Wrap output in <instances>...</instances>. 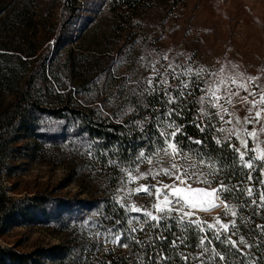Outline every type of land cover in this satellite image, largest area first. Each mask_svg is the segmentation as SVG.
I'll return each instance as SVG.
<instances>
[{
  "label": "rangeland",
  "instance_id": "rangeland-1",
  "mask_svg": "<svg viewBox=\"0 0 264 264\" xmlns=\"http://www.w3.org/2000/svg\"><path fill=\"white\" fill-rule=\"evenodd\" d=\"M64 2L0 0V248L38 258L65 246L67 264H176L163 255L168 259L145 258L141 251L168 229L144 222V210L157 215L151 207L154 197L126 194L137 186L172 182L162 174L127 177L129 171L136 176L137 168L146 172L166 166L169 158L160 151L166 145L159 132L171 129L158 125L157 116L174 120L186 133L175 138L180 149L175 162L207 174L210 185L192 186L218 188L217 181H223L232 189L217 192L220 204L214 210L200 202L201 207L186 209L194 212L199 227L168 220L173 240L181 237L195 250L183 249L178 264H201L196 245L199 237H206V243L210 232L230 236L239 246V197L246 194L250 204L264 207V160L249 159L264 156V134L258 142L242 136L248 141L245 147L228 130L243 124L259 131L264 124V113L260 124L244 122L255 110L249 113L251 105L243 100H252L250 93L264 86V0H144L134 7L128 0H72L63 15ZM150 62L159 76L146 67ZM148 78L151 86L137 83ZM165 78L167 83H160ZM165 90L175 102L166 103ZM213 93L220 99L210 103ZM16 102L20 104L13 112ZM33 102L60 111H42ZM166 109L180 114L166 117ZM81 111L95 117L96 128L105 126L115 137L107 140L102 131L95 135L86 130L92 124ZM111 123L119 125L113 133ZM233 148L244 153L252 169L242 168L238 160L232 163ZM141 151L152 163L137 158ZM130 204L142 210L127 211ZM131 228L137 231L129 233ZM117 235L120 243L114 242ZM176 244L183 245L179 239ZM0 264L11 263L0 259Z\"/></svg>",
  "mask_w": 264,
  "mask_h": 264
},
{
  "label": "snow or ice",
  "instance_id": "snow-or-ice-1",
  "mask_svg": "<svg viewBox=\"0 0 264 264\" xmlns=\"http://www.w3.org/2000/svg\"><path fill=\"white\" fill-rule=\"evenodd\" d=\"M167 59V57H165ZM147 68H152L153 71L156 72V75L159 76L160 73L158 70L154 68V65L150 62L148 65H146ZM169 68H171V65H169ZM185 72L190 73L191 69H186ZM172 75L175 77L176 73L173 69ZM258 77H248L247 80L251 81H257ZM138 84L144 83L148 86H151L153 84V80L151 78L146 79L144 82H137ZM160 83H167V79H162ZM233 83H235V80H233ZM241 87L245 88L247 90V83H242L240 85ZM186 87V85H185ZM261 90L259 93L257 92H251L250 95H252L253 99L248 100V97H244L243 100L250 104L251 107L248 109L249 113H253V110H255L253 116H246L244 118V122L247 124L251 123H261L262 113H264V86L257 85ZM146 91H149V88L145 89ZM151 90H154L152 88ZM177 94L179 96L183 95V92L180 90H177ZM235 95H238V93H234ZM164 95L168 97L166 103H173L175 102L174 99L171 97L169 92L165 90ZM257 95L259 96V99H256ZM220 98L216 96L213 93L212 101L210 103L218 101ZM228 103H231V100L229 99L227 101ZM214 107H220L223 111H227L226 109H223V105H220L218 103H213ZM200 113L202 115H208L203 108H201ZM179 110L177 109H166L164 115L166 117H171L173 115L179 116ZM223 119V117H221ZM236 119H239L238 117ZM157 124H163L166 129H171V131H165V132H159V129L157 128V131L159 132V137L162 140V143L166 145V147H163L160 149V151H163L164 155L168 157V161L166 162V166H161L158 168V170L148 169L146 172H139V169H136L137 175L133 176L132 172L129 171L127 174V177L129 180L133 179H139L140 177H147V176H156V175H164L165 177L172 178L171 183H162L157 182V184H152L150 186H137L133 189L127 190V196L132 195H138L141 192H144L148 196H152L155 199V203L151 205V207L156 210L157 215H153V212L144 210V222L149 223L150 227L154 229H161V225L163 224V227L171 230L172 226L168 223V220H174L176 223H187V224H195L197 227H199V224L197 221L192 219V216L194 215V212L187 211L186 209H194L201 207V205L197 202V197L202 195L211 196L214 193L218 191H229L231 192L232 189H227L224 187L223 181H217V184L219 185L218 188H212L211 191H209L207 188H193V183H200L205 185H210V181L207 179V174H205L202 171L195 170V165H189L188 168H184L182 165L175 162V157L180 154V149L177 147L178 141L175 140L177 133L180 132L181 136H186V133H183L181 131V127L176 124L174 120L171 121H161L159 116L156 117ZM231 123V121H228ZM193 124L200 132H204L205 129L200 127V124L195 122V119L193 120ZM219 131L224 132L225 129L221 128ZM230 132V135L235 136L237 139H240L241 144H243L245 147H247L248 141L246 139H241V137H250L252 141L258 142L259 136L261 134H264V124H261V127L259 131H257L255 128H253L251 131H249L246 127H244L243 124L239 126V129L233 128L231 130H228ZM189 141L195 144H202L203 141L195 140L192 137H187ZM229 147H233L232 145H229ZM233 151L236 153L235 159L232 161V163H236L238 160L242 168H248L252 169L253 164L244 160V153H241L239 149L233 148ZM253 153H255V149L251 150ZM138 159L146 160L148 163H152V160L144 154L143 151H141L137 157ZM250 160H256L261 159L264 160V156L257 157L253 155L249 158ZM115 161L109 160V164H114ZM159 163V162H158ZM201 163H203V160H201ZM261 172L264 173V167L261 168ZM248 179H251V174H248ZM261 183H264V181H260ZM159 185V186H158ZM248 194L251 195V190H248ZM261 199L264 200V193H260ZM162 198V203H161ZM255 203V201H253ZM210 207H215V205H210ZM227 208V206H225ZM137 211L140 212L142 209L137 208L135 204H130L127 207V211ZM227 211L230 212L232 215H236L235 211H233L230 208H227ZM173 213L179 214L178 216H174ZM134 219H139L138 217ZM131 223V221H128ZM115 223L119 224L120 221H116ZM232 227L235 228L236 224L235 221H232ZM211 227V225H209ZM261 227L262 230H264V226H258ZM224 230H227L228 225L223 226ZM108 233L111 235V230H107ZM129 233H134L137 231L136 228H131L128 230ZM174 235V233H173ZM214 238L216 240H220V232H215L213 234ZM158 239H162L164 241H167L166 236H158ZM126 239L134 240L136 243H141L140 241H136L134 236L126 235ZM176 239H179L181 244L184 243V239L181 237H177ZM176 239L171 241L170 247H177ZM206 237H199L198 238V244L196 247L201 248L200 256H203L205 253L209 252V249L207 247H203ZM225 241L231 245L233 248H236L237 253L240 255H243L242 251L237 248L236 241H233L230 236L225 237ZM115 243H120L119 241V235H117L116 239L114 240ZM224 241H222L223 243ZM240 244H244L245 240L243 237L239 238ZM208 243H211V240L208 241ZM122 247H127L126 243H121ZM216 256L219 257L220 260H224V256H220L219 252L215 253ZM164 260H167V257H161ZM183 259L185 261L188 260L187 256H184ZM201 264H205L204 261H201ZM231 264V262H229Z\"/></svg>",
  "mask_w": 264,
  "mask_h": 264
},
{
  "label": "trees",
  "instance_id": "trees-1",
  "mask_svg": "<svg viewBox=\"0 0 264 264\" xmlns=\"http://www.w3.org/2000/svg\"><path fill=\"white\" fill-rule=\"evenodd\" d=\"M65 1L66 3L64 2L65 4L62 7L63 15H65L66 10L70 9L66 7L67 2H70L72 0ZM142 1L144 0H128V2L131 4V7L136 6ZM30 85L31 80L28 82L26 87L29 88ZM25 97L26 93L23 95V102ZM19 104V102L15 103V109L13 110V112L17 111L16 108L18 109ZM32 104L42 111H49L51 113H57L58 111H60V109H49L46 107H42L37 102H33ZM78 113H85L84 115L86 116V118L83 119H86L87 122L89 121V124H92L87 125L86 130L90 131L92 134L98 135L99 131H102V136H104V138L107 140L113 139L115 137L111 136L109 132H107V128L105 129V126L103 128H96L94 124L97 123V120H95V117L93 115L84 111ZM87 116L89 117V119H87ZM109 127L113 129V133L115 130L117 131L119 125L111 123L109 124ZM2 128L3 126L0 124V131L2 130ZM102 136L99 135V137ZM112 142L114 143L116 141L113 140ZM211 147L214 148L213 144ZM245 195L246 194H243V196L239 197L240 207L236 227L238 233H240V235H242L245 240L244 244H239V246H237V248L242 251L243 255L238 254L236 248H233L231 245H229L225 241L224 237H220V240H216L213 236V233L210 232V238L208 239V241L211 240V243H208V241H206V243H204L203 245V247H207L209 249V252L203 255V261L205 262V264H229V262H231V264H264V230H262L261 227H258L264 226V207L261 208L259 206L250 204ZM173 232L174 231L172 229L169 231L165 230V233L163 234L168 237L167 241L158 240L156 236V239L152 244L153 246H145L146 251H141L143 255H145V258L149 260L150 256H153V258L157 259L163 255L170 257L171 260L178 264L177 260H180V256L182 255L181 251L183 249H187L190 252L195 251L193 246L191 249H189V246H185V244H187L188 242L175 248L170 247L171 241L173 240ZM222 241L224 242L222 243ZM67 250L68 248H66L65 246H55L49 250L43 251L37 258L33 254H25L0 248V259H6L11 264H67L66 261L69 259V253H67ZM152 250H154V252L151 255ZM201 250L202 249H200L199 251ZM216 252H219L220 256H224V260H220L219 257L215 255ZM82 254L83 253H81V255ZM152 262L155 261H149V263Z\"/></svg>",
  "mask_w": 264,
  "mask_h": 264
},
{
  "label": "water",
  "instance_id": "water-1",
  "mask_svg": "<svg viewBox=\"0 0 264 264\" xmlns=\"http://www.w3.org/2000/svg\"><path fill=\"white\" fill-rule=\"evenodd\" d=\"M193 188H207L209 191H211V187H207V186H203V185H196V186H192ZM197 200H199V202L204 206V208L206 210H211L215 207H217L220 204V200L218 198V194L217 192L214 193L211 196H207V195H202L196 198ZM215 205V207H210V205Z\"/></svg>",
  "mask_w": 264,
  "mask_h": 264
},
{
  "label": "bare ground",
  "instance_id": "bare-ground-1",
  "mask_svg": "<svg viewBox=\"0 0 264 264\" xmlns=\"http://www.w3.org/2000/svg\"><path fill=\"white\" fill-rule=\"evenodd\" d=\"M197 202L199 203V200H197ZM199 204H200V203H199ZM217 207H219V205H218ZM217 207H215V208H217ZM215 208H213V209H211V210H214Z\"/></svg>",
  "mask_w": 264,
  "mask_h": 264
}]
</instances>
